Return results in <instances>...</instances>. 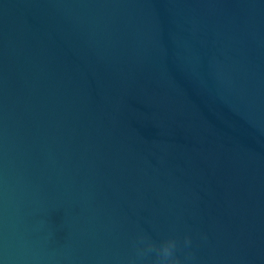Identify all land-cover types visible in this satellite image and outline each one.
Instances as JSON below:
<instances>
[{
  "label": "water",
  "instance_id": "1",
  "mask_svg": "<svg viewBox=\"0 0 264 264\" xmlns=\"http://www.w3.org/2000/svg\"><path fill=\"white\" fill-rule=\"evenodd\" d=\"M141 235L264 264V0H0V264Z\"/></svg>",
  "mask_w": 264,
  "mask_h": 264
},
{
  "label": "clouds",
  "instance_id": "2",
  "mask_svg": "<svg viewBox=\"0 0 264 264\" xmlns=\"http://www.w3.org/2000/svg\"><path fill=\"white\" fill-rule=\"evenodd\" d=\"M191 237L185 236L181 242L174 236L162 238L159 243L146 235L138 236L133 244L134 255L128 264H181L178 251H185V264L192 259L190 249Z\"/></svg>",
  "mask_w": 264,
  "mask_h": 264
}]
</instances>
